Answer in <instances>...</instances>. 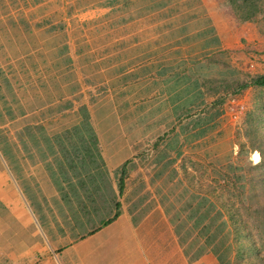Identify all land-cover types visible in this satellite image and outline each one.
I'll list each match as a JSON object with an SVG mask.
<instances>
[{
	"label": "crops",
	"instance_id": "0c3cea01",
	"mask_svg": "<svg viewBox=\"0 0 264 264\" xmlns=\"http://www.w3.org/2000/svg\"><path fill=\"white\" fill-rule=\"evenodd\" d=\"M126 4L92 28L87 93L81 44L70 67L47 29L0 34V264L232 263L208 182L244 170L210 86L264 75L262 35L226 0Z\"/></svg>",
	"mask_w": 264,
	"mask_h": 264
},
{
	"label": "rangeland",
	"instance_id": "374dc122",
	"mask_svg": "<svg viewBox=\"0 0 264 264\" xmlns=\"http://www.w3.org/2000/svg\"><path fill=\"white\" fill-rule=\"evenodd\" d=\"M126 2L127 0H0V34L5 32L4 29H9L12 34L28 32L30 28L28 23H30L34 29L32 34H37L38 37H40V33L41 35L48 34L50 37V43L46 47L48 58L54 56L55 59H60L61 55L60 52L57 55L56 47L57 43L59 45L60 42L64 43L66 66L70 67H72L74 52L81 44V47L84 48L79 60L82 67L80 71L81 91L87 93L91 91L88 88V73L91 69L88 66L87 45L92 36V28L103 31L106 25L105 13L119 12L120 7L128 6ZM111 8L112 10H110ZM8 22L12 24L11 27ZM250 23H253L258 33L262 35L261 42L258 43L264 47V18L258 16ZM56 25L59 29H53ZM40 29L48 31L39 33ZM11 40L15 42L14 37ZM8 41L10 42L9 39ZM25 60L29 62V58H25ZM33 73L35 74V72ZM98 78H94V81H97ZM251 78H246L241 83L233 85L215 84L210 86L215 92L214 94L219 93L221 97L226 98L225 101L235 123L234 141L236 146L238 145L236 152L244 170L240 186H236L228 176L219 180H210L209 178L208 182V187L213 191L212 198L221 205L225 216L226 243L230 245L231 264L262 263L257 260V256L252 250H246L236 255L238 241L236 242L234 239L235 229L229 221L228 213L230 212L236 213L237 226L240 223L246 225V227L241 226L242 236L247 234V231L253 234L254 240L252 241L259 248V256L264 260V164L262 165V160L259 165L254 167L249 159V154L258 150L257 147L264 152V87H248L238 91V87L249 83ZM41 83L36 85L34 90H44L48 86L49 92L52 93L51 81L49 83L44 81L42 86ZM247 240L246 236L239 242L247 247L249 245Z\"/></svg>",
	"mask_w": 264,
	"mask_h": 264
},
{
	"label": "trees",
	"instance_id": "16d2710c",
	"mask_svg": "<svg viewBox=\"0 0 264 264\" xmlns=\"http://www.w3.org/2000/svg\"><path fill=\"white\" fill-rule=\"evenodd\" d=\"M230 8L232 9L234 15L236 18L241 22H250L254 21L258 18V16H262L264 18V0H226ZM248 87H264V75H257L251 78V81L249 83L242 84L238 87V91H242L244 89H247ZM262 157H264V152L262 149H259ZM262 165L264 164V159H262ZM122 190V180H120V191ZM229 221L231 225L233 226L234 230V239L236 242L238 241V244H236V255L245 252L246 250H252L255 255L257 256V260L261 261L262 264H264V260L262 257L259 256L258 247L255 244L253 239V234L247 231V234L244 236L241 235V226L246 227L245 224L240 223L237 226V219L236 213H228ZM248 238L249 245L247 247H244L242 245V242H239V240L243 237Z\"/></svg>",
	"mask_w": 264,
	"mask_h": 264
},
{
	"label": "clouds",
	"instance_id": "9594fccd",
	"mask_svg": "<svg viewBox=\"0 0 264 264\" xmlns=\"http://www.w3.org/2000/svg\"><path fill=\"white\" fill-rule=\"evenodd\" d=\"M234 150L238 151V145L235 146ZM249 159L251 161V164L255 167L261 163V161H262V159H264V157H262L259 150H254L249 154Z\"/></svg>",
	"mask_w": 264,
	"mask_h": 264
}]
</instances>
